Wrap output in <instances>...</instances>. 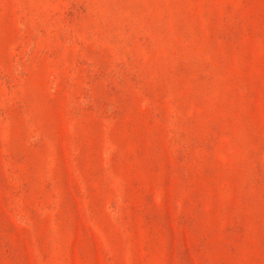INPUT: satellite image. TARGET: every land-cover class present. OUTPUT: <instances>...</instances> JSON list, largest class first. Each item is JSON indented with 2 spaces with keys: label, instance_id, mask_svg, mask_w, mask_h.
Listing matches in <instances>:
<instances>
[{
  "label": "rangeland",
  "instance_id": "374dc122",
  "mask_svg": "<svg viewBox=\"0 0 264 264\" xmlns=\"http://www.w3.org/2000/svg\"><path fill=\"white\" fill-rule=\"evenodd\" d=\"M0 264H264V0H0Z\"/></svg>",
  "mask_w": 264,
  "mask_h": 264
}]
</instances>
